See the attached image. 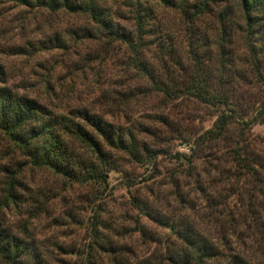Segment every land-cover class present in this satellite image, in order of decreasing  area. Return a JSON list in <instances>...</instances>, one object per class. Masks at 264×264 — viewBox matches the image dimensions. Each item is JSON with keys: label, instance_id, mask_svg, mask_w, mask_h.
I'll return each mask as SVG.
<instances>
[{"label": "rangeland", "instance_id": "374dc122", "mask_svg": "<svg viewBox=\"0 0 264 264\" xmlns=\"http://www.w3.org/2000/svg\"><path fill=\"white\" fill-rule=\"evenodd\" d=\"M93 2L133 38L139 16L135 49L86 12L0 0V86L49 114L84 109L128 149L80 120L101 156L64 138L95 167L79 181L34 164L0 130V231L38 264H172L178 232L210 245L212 264H264V12L249 37L262 45L256 75L236 0H214L192 24L177 0ZM197 73L226 106L190 91Z\"/></svg>", "mask_w": 264, "mask_h": 264}, {"label": "trees", "instance_id": "16d2710c", "mask_svg": "<svg viewBox=\"0 0 264 264\" xmlns=\"http://www.w3.org/2000/svg\"><path fill=\"white\" fill-rule=\"evenodd\" d=\"M18 4H30L55 10L63 7L72 12H86L90 18L97 23L101 30L117 38H122L126 43L135 49L141 40L142 21L137 17L136 38L130 36L128 31H124L118 25L112 24L103 12L98 9L93 0H11ZM163 4L173 5L174 0H159ZM214 0H177V6L184 15L186 22L192 24L200 15L208 13ZM238 11L245 22V36L248 39V50L251 54V61L254 63V72L259 75L258 57L262 52L261 42L249 43V37L256 33V26L264 12V0H236ZM218 20L221 22L222 31L224 26L229 25L231 11L218 12ZM225 21L226 23H223ZM258 33L257 36H259ZM0 75L2 70L0 68ZM198 73L196 74L197 77ZM200 77L195 78L190 91L193 94L207 100H214L222 106L228 104L226 96L223 94L210 95L206 97V91L201 87ZM200 90V91H199ZM224 117L221 120L217 131L223 129ZM85 121L95 130L103 140L110 146L121 149H128V145L123 141L120 133H115L113 127L101 120L99 117L87 113L84 109L70 111L68 116L62 114H49L45 108L32 98L24 95H17L9 88L0 86V130L8 135L9 139L16 144L22 153L38 166H45L53 172L82 181L86 175L94 172L95 167L84 165L67 149L64 138L82 141L92 148V151L101 156V150L85 129ZM217 131L215 133H217ZM115 138V140H114ZM103 163V160H100ZM86 163V162H85ZM80 170H83L80 172ZM178 237L182 240L184 248L175 251V257L170 260L172 264H212L210 261L216 253L213 248L205 243L201 238L193 233H182ZM0 256L11 264H38L32 247L22 241L9 237L0 231ZM89 264V263H88ZM231 264H238L232 261Z\"/></svg>", "mask_w": 264, "mask_h": 264}]
</instances>
